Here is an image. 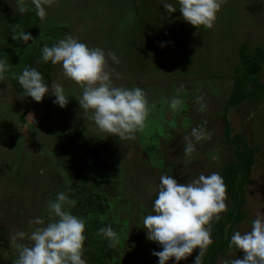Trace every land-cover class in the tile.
<instances>
[{"label":"rangeland","instance_id":"1","mask_svg":"<svg viewBox=\"0 0 264 264\" xmlns=\"http://www.w3.org/2000/svg\"><path fill=\"white\" fill-rule=\"evenodd\" d=\"M166 3L176 12L165 11ZM26 4V13L34 15L29 18L37 37L45 35L55 45L71 35L90 49H102L113 85L141 88L149 115L135 139L107 136L83 115L78 102L82 89L64 77L61 65L53 69L49 88L54 82L62 85L68 98L63 108L54 103L51 89L39 106L32 98L26 99L13 84L19 76L17 67L9 63L11 74L0 79V264H15L21 246L32 245L31 233L56 219L49 213V202L60 192L69 196L75 175L71 164L77 159L65 156L58 146L62 128L83 131L81 139L101 137L107 142L110 172L117 178L121 174V199L112 207L123 228L122 241L115 246L117 264L121 260L122 264H159L152 253L162 248L147 239L143 219L155 214L162 175L173 176L178 183L213 172L223 178L222 169L236 159L233 147L226 143L225 116L234 132L248 138L247 145L257 159L251 182L245 186V219L235 232L250 231L258 213L264 218V64L258 75L262 89L254 87L256 95L226 108L235 86L248 79L240 55L246 51L252 58L264 52V0H225L212 29L195 28L184 21L178 0H57L46 8L43 21L31 0ZM17 5L18 0H0V36L7 40L13 24L3 19L6 13H17ZM108 53H114L119 62ZM122 61L127 67L120 71ZM173 98L184 102L176 111L170 109ZM198 98H202L199 103ZM194 127L205 128L211 138L195 143L196 151L186 156L184 137ZM230 195L227 190V211L220 216L224 220L233 208ZM37 218L44 223L35 224ZM19 232L23 238L17 236ZM198 255L199 249L194 250L186 264H193ZM243 255L239 250L227 252L218 264Z\"/></svg>","mask_w":264,"mask_h":264},{"label":"clouds","instance_id":"2","mask_svg":"<svg viewBox=\"0 0 264 264\" xmlns=\"http://www.w3.org/2000/svg\"><path fill=\"white\" fill-rule=\"evenodd\" d=\"M56 2L57 0H31L35 14L41 21L47 16L46 8L53 7ZM224 2L225 0H178L179 12L184 21L193 27L212 29ZM163 7L168 13L176 12V8L170 3ZM27 10L26 0H18L17 11L23 14ZM15 28H19V25ZM13 39L26 43L33 38L20 31L18 36L13 35ZM108 57L119 62L114 53H108ZM42 59L53 65H61L64 77L82 89V96L78 100L82 113L101 133L118 137L119 140H131L136 138L137 132H143L149 115L146 94L139 87L128 89L113 85L102 49H90L69 35L54 46L45 45ZM6 71V62L0 61V79L4 78ZM17 79L25 95L37 103L43 100L50 89L55 97V104L63 108L68 103L62 85L54 82L49 88L44 84L42 74L34 68H24ZM201 99L198 98L197 102ZM183 103L181 99L173 98L170 109L176 111ZM204 108L205 105L202 104L200 110L203 111ZM210 138L205 128H192L190 135L184 137V154L191 156L196 151L195 143ZM226 201V185L217 172L201 174L188 183H178L173 176L162 175L153 205L155 214L143 219L147 239L162 248L161 251L152 253L158 257L159 264H168L173 258L179 264L196 249H199V255L194 264H201L203 253L213 243L211 222L219 220L221 213L227 211ZM75 206L76 201L69 199L64 192L58 193L56 200L50 201L48 205L50 215L56 219L31 233L32 245L21 246L15 264H86L82 258L86 239L85 221L72 214L70 209ZM34 223L42 225L44 221L37 218ZM97 234L107 238L110 247L119 243L111 226L100 228ZM17 236L23 238L24 233L19 232ZM228 247L229 250L235 248L244 255L243 258L226 261L225 264H264V218L258 213L251 230L244 233L236 231L231 236Z\"/></svg>","mask_w":264,"mask_h":264},{"label":"trees","instance_id":"3","mask_svg":"<svg viewBox=\"0 0 264 264\" xmlns=\"http://www.w3.org/2000/svg\"><path fill=\"white\" fill-rule=\"evenodd\" d=\"M5 15L6 19H3V21H12L11 29L13 27V30L10 37H7L8 40L5 36H0L2 46L0 49V61H5L9 65V67L7 66L6 74H4L9 75L12 72L10 69L13 67L9 64L12 62L16 65L19 75L22 74L24 68H34L42 74L44 84L50 86L53 76L52 71L56 65L43 61L42 49L45 45L54 46L53 41L49 40L45 35L44 37H37L36 33L31 32V28L35 23L33 24L29 17H34V15H28L26 12L25 14L17 12L14 15L9 13ZM16 25H19V28H15ZM60 27L62 28V26ZM3 28L5 31L10 32L6 27ZM20 31L30 34L33 39L26 43L19 39L14 40L13 35L18 36ZM63 31H65V28H63ZM128 39L131 40L129 37ZM123 44L126 43L123 42ZM240 57L247 71L245 78L247 77L248 79H246L247 81L245 80L242 86H235L237 87L236 91L227 100V109L238 105L249 96L256 95L254 94L256 89L254 87L258 86L259 89L263 87L258 75L262 70L261 64H264V52H260L257 56L251 58L246 51H243ZM126 67V63L122 61L120 71ZM13 84L27 99L28 97L25 95L18 79H15ZM250 85L252 89H250ZM140 86L142 87L143 85ZM238 90H240V94ZM21 118L26 120L24 116H21ZM227 119V116H225L226 143L233 147L236 159L225 165L221 172L226 189L231 193L230 199L233 202V208L225 216V220L220 218L211 222L213 224L211 226L213 243L203 253L201 264H218L221 256H226L227 252L237 250L235 248L229 250L228 245L231 236L235 233L236 226L245 219V186L251 182V173L257 161L252 148L247 145L248 138L234 132L231 123ZM83 134V131L62 128V131L59 132L58 142V146L65 156L68 158L74 156L77 159L76 163L71 159V166L74 168L75 175L69 186L68 197L76 201V206L71 211L72 214L85 221L84 235L86 239L82 257L86 260V264H117L116 261L120 260V258L119 255L117 258L114 257L116 254L115 247H110L109 240L97 233L100 228L111 226L117 237H119L120 243L122 241V223L116 217L115 209L112 208L121 199L119 195L121 187L118 186L121 181V174L117 178L116 174L111 173L109 170L110 164L105 157L108 148L107 142L101 137L91 140L87 137L81 139ZM243 150H249V152H243ZM112 212L115 218L112 217ZM122 261H120L121 264ZM169 264H176V262L170 261Z\"/></svg>","mask_w":264,"mask_h":264},{"label":"flooded vegetation","instance_id":"4","mask_svg":"<svg viewBox=\"0 0 264 264\" xmlns=\"http://www.w3.org/2000/svg\"><path fill=\"white\" fill-rule=\"evenodd\" d=\"M3 27H4V26H3ZM43 99H44V98H43ZM28 103H29V102H28ZM34 104H36V102H35ZM39 105H40V103L38 104V106H39ZM24 115H25V114H21V116H24ZM25 119H26V120H25L26 122H31V121L29 120V118H27V116H25ZM37 127H38V126H37ZM173 261H175V260H173ZM179 264H180V262H179ZM182 264H186V260L183 261Z\"/></svg>","mask_w":264,"mask_h":264}]
</instances>
